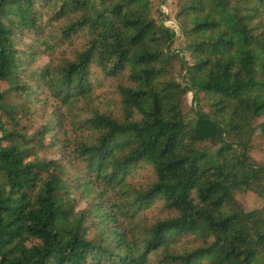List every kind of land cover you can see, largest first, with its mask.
Masks as SVG:
<instances>
[{
  "label": "trees",
  "instance_id": "1",
  "mask_svg": "<svg viewBox=\"0 0 264 264\" xmlns=\"http://www.w3.org/2000/svg\"><path fill=\"white\" fill-rule=\"evenodd\" d=\"M161 13L153 0H0V264H264V207L237 199L264 197L250 153L264 137V0H177L186 56ZM44 17L84 38L41 74L61 106L94 96L95 67L122 81L120 117L93 108L78 122L84 175L40 158L51 126L30 136L27 103L7 101L35 93L21 76L36 53L18 38L41 34ZM146 165L155 181L139 188L131 177ZM158 202L172 216L145 223Z\"/></svg>",
  "mask_w": 264,
  "mask_h": 264
},
{
  "label": "rangeland",
  "instance_id": "2",
  "mask_svg": "<svg viewBox=\"0 0 264 264\" xmlns=\"http://www.w3.org/2000/svg\"><path fill=\"white\" fill-rule=\"evenodd\" d=\"M154 8L164 16L166 23L174 28L179 36L175 40L172 50L183 51L185 56L186 41L179 30V24L175 19L177 0H153ZM159 17V14H157ZM48 17H44V29L41 34L26 33L18 38V44L26 52L36 53L29 70L21 77L24 82H28L33 95L26 98V95L19 93L8 97L9 104L27 103V111L32 114L29 120L23 119L24 112L20 111L18 116L21 124L26 126L28 134L33 136L37 131H42L45 126H51L47 139L45 140L46 149L41 151L39 157L47 160H61L66 164L71 176L84 175V162L77 158L78 144L88 137V132L78 129L80 120L88 119L91 116L90 110L93 108L102 113L114 114L118 117L122 115L120 93L118 87L122 82L120 79L106 77L97 67L92 69L91 82L93 85L94 96L91 99L83 100L75 107H63L60 102L54 98L47 90L45 84H42L41 74L49 66H55L64 60H74L79 52L84 48V38L82 35L74 36L67 40L62 36V30L65 22H51ZM185 72L179 71L175 78L184 84L183 77ZM122 79V78H121ZM125 82V80H123ZM26 98V99H25ZM40 100L42 103H38ZM193 94L188 93L185 99L184 110L188 116L193 117L191 108H195ZM22 117V118H21ZM21 119H23L21 121ZM20 125L18 128L23 129ZM254 148L251 150V158L259 163H264V137L256 135ZM131 181L139 188H147L149 184L155 181L153 169L146 165L131 177ZM71 197L76 199L77 210L87 208L90 201L80 195L76 188L72 187ZM238 201L246 211H252L264 207V197L253 192L239 193ZM144 222L147 224L155 223L158 219H164L172 216L158 202L152 208L144 211Z\"/></svg>",
  "mask_w": 264,
  "mask_h": 264
}]
</instances>
